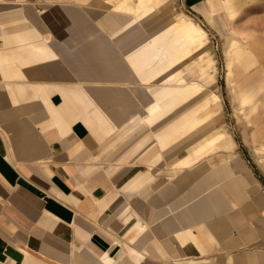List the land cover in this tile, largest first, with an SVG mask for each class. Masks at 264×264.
<instances>
[{
  "label": "crops",
  "instance_id": "crops-1",
  "mask_svg": "<svg viewBox=\"0 0 264 264\" xmlns=\"http://www.w3.org/2000/svg\"><path fill=\"white\" fill-rule=\"evenodd\" d=\"M167 1L0 0V264H264V99L260 115L214 138L228 159L197 165L205 145L172 162L136 124L160 92L170 101L180 73L142 77L166 56L149 47L133 65L126 50L139 41L95 31L116 24L104 12L131 16L123 32ZM178 2L221 32L209 15L222 2ZM191 37L204 52V31ZM240 83L264 94V66ZM200 92L175 104L180 132L219 101L181 108Z\"/></svg>",
  "mask_w": 264,
  "mask_h": 264
},
{
  "label": "rangeland",
  "instance_id": "rangeland-1",
  "mask_svg": "<svg viewBox=\"0 0 264 264\" xmlns=\"http://www.w3.org/2000/svg\"><path fill=\"white\" fill-rule=\"evenodd\" d=\"M219 1L222 2V6L220 5L216 11L210 13L209 17L221 29V32L213 29L202 17L183 10L178 0H168L162 5L161 14L158 12L156 17L150 18L148 22H138L123 32L121 30L131 20L129 15L112 16L111 13L104 12V18H114L116 24L110 27L104 26L103 29L99 21L95 28V31L100 30L107 34H112L113 30L116 34L119 28L120 38L126 41L125 47L139 41L140 45L126 50V58L129 57L133 65L137 64L136 59L140 57V54L145 55L149 47L152 48L153 57L166 56V60L157 65L154 71L146 72L142 74V77L153 73L149 78L162 79L161 71L171 64H174L175 71L180 73L182 82L179 81L176 87L178 89L170 93V101H164L169 94L162 95L163 93L160 92L156 96L162 104L157 112L151 117L142 116L141 121L136 124L137 127L141 125V131L146 127L148 130L146 136L150 137L151 141H155L153 149L160 155L161 151L167 150L168 156L172 157V162L195 147L205 145L206 147L199 154L197 165L213 166L228 159V155L216 148L219 140L214 138L219 133L235 134V121L248 123L250 118L260 115L263 110L261 106L264 94L253 93L254 85L248 87V96L239 89L240 82H244L245 77L247 80L255 69L264 66V0ZM160 2L161 0H154L153 5L156 6ZM165 11L167 14H162ZM197 26L204 31V52L196 51L195 39L191 37L197 32ZM145 61L147 62V59ZM142 62L140 68H145L147 63ZM166 62L169 63L166 64ZM229 65L233 71L231 74L228 72ZM197 89L201 92L182 106L183 110L209 100L212 93L218 96L219 101L217 105L210 102L195 113L192 117L196 121L190 120L187 124L188 128L180 132L181 123L175 122L176 116L172 117L176 108L175 104ZM246 96L248 99L244 101ZM181 108H178L176 113L179 114ZM165 111L168 117H172L169 121L162 116ZM154 116L157 118L155 123H148ZM171 120H173L172 124ZM168 123L171 127L166 132ZM124 251L126 250H121L119 254L121 255ZM117 257L118 254L114 259ZM129 264L135 263L130 261ZM141 264L162 263L144 260Z\"/></svg>",
  "mask_w": 264,
  "mask_h": 264
}]
</instances>
